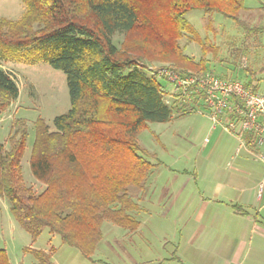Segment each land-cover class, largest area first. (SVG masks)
I'll use <instances>...</instances> for the list:
<instances>
[{
	"label": "trees",
	"instance_id": "trees-1",
	"mask_svg": "<svg viewBox=\"0 0 264 264\" xmlns=\"http://www.w3.org/2000/svg\"><path fill=\"white\" fill-rule=\"evenodd\" d=\"M17 19L0 17V111L19 97L15 77L3 63L46 62L66 74L70 108L55 116L53 127L35 123L30 155L41 192L26 184L22 158L28 121L14 118L0 142V196L35 240L48 228L63 243L89 257L103 238L105 220L135 231L138 203L129 187L147 181L154 163L142 153L140 132L148 122H165L192 113L201 98H170L168 82L149 71L165 63L183 74L209 71L205 56L196 61L180 40L186 33L200 42L186 14L194 9L238 21L244 0H22ZM117 33H123L119 44ZM39 264L50 255L28 247ZM0 264H11L0 248Z\"/></svg>",
	"mask_w": 264,
	"mask_h": 264
},
{
	"label": "rangeland",
	"instance_id": "rangeland-1",
	"mask_svg": "<svg viewBox=\"0 0 264 264\" xmlns=\"http://www.w3.org/2000/svg\"><path fill=\"white\" fill-rule=\"evenodd\" d=\"M261 2L244 0L246 5L254 7L261 6ZM24 9L22 0H0V17L17 19ZM186 17L195 27L199 38L207 40L208 50L204 55L201 43L192 40L191 33H186L180 43L186 54L196 61L205 56V64L210 72L244 82L247 78L246 66L249 69H259L241 58L242 45L238 44H241L240 39L262 40L264 36L258 37L254 33L248 35L244 25L217 12L210 15L204 10L194 9ZM123 37V33H117L113 38L114 42L119 44ZM253 47L257 48L256 53L252 51L254 57H258L259 62L264 65V44L259 42ZM162 66L167 65L150 63L149 69ZM3 67L15 77L20 95L8 109L0 111V142L7 141L14 118L21 117L28 121L29 132L21 164L22 174L27 185L32 186L36 192H41L45 185L34 177L30 168L35 138L34 122L42 117L53 127L55 116L69 110L71 102L66 74L46 62L27 64L10 60L4 62ZM261 82L258 90L264 88V79ZM207 114L204 105H198L196 111L178 116L174 114L169 121L148 122L139 135L142 153L154 163L147 179H151V183H148L149 192L147 187L142 192L148 194L142 202L138 201V187L130 186L128 191L137 203L147 208L148 212L144 213H147L145 216L149 222L168 224L167 231L171 233L168 237L171 241L167 245L169 248L174 249L182 242L180 233L173 235L174 227L180 231L183 227L184 232L185 224L196 222L204 190L209 193L212 191V196L217 194L218 184L234 171L236 157L246 155L242 148H238L236 138L222 125L214 126ZM144 213L141 215L144 216ZM134 216L138 219V208L134 210ZM212 216L213 212L209 208L204 219L209 220ZM102 231L103 238L89 257L77 247L63 243L60 235L51 233L48 228L34 240L12 214L8 200L0 197V248L6 250L11 264H39V259L33 251L27 250L28 247L50 253L51 264H138V255L142 250L151 256L164 244L163 239L138 237V232L134 233L110 220L104 221ZM51 248H54L53 251ZM190 251L193 252L194 249Z\"/></svg>",
	"mask_w": 264,
	"mask_h": 264
},
{
	"label": "crops",
	"instance_id": "crops-1",
	"mask_svg": "<svg viewBox=\"0 0 264 264\" xmlns=\"http://www.w3.org/2000/svg\"><path fill=\"white\" fill-rule=\"evenodd\" d=\"M261 1L259 7L244 3L239 20L236 21L246 27L248 35L254 33L258 37L264 36V0ZM239 42L241 44L238 45H242L241 58L251 62L254 68H259L254 70L246 66L247 78L244 83L258 90L264 79V65L258 57H254L252 51L256 53L257 48L253 46L259 42L264 44V38L240 39ZM258 91L264 92V88ZM236 140L239 142L238 148H242L246 155L236 157L234 171L218 184L216 196H212V191L209 193L204 190L196 222L185 224L184 232L183 227L181 231L174 227L173 235L180 233L182 239L176 248L167 247L171 242L168 238L171 234L167 231L168 224L149 222L145 216L147 213H144L148 212L147 208L138 203L139 226L134 233L138 232L141 238L150 236L152 240H164L156 254L148 256L142 250L138 255V264H264V161L258 157V153L264 154V149L257 148L247 138L242 147L241 142ZM260 168L261 171H258ZM149 182L151 179L138 187L139 202L144 201L148 195L142 192H145L146 187L149 192ZM209 208L213 216L207 220L204 218ZM192 248L193 252L190 251Z\"/></svg>",
	"mask_w": 264,
	"mask_h": 264
},
{
	"label": "built area",
	"instance_id": "built-area-1",
	"mask_svg": "<svg viewBox=\"0 0 264 264\" xmlns=\"http://www.w3.org/2000/svg\"><path fill=\"white\" fill-rule=\"evenodd\" d=\"M149 71L168 82L166 102L178 98L191 103L193 98L200 97L214 126L222 125L241 142V147L247 138L257 148L264 149V92L242 80L224 78L210 71L183 75L168 66ZM258 157L264 160L262 152Z\"/></svg>",
	"mask_w": 264,
	"mask_h": 264
}]
</instances>
